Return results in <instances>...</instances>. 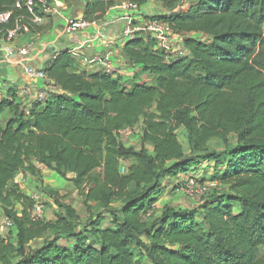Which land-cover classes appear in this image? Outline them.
<instances>
[{
    "label": "trees",
    "instance_id": "trees-1",
    "mask_svg": "<svg viewBox=\"0 0 264 264\" xmlns=\"http://www.w3.org/2000/svg\"><path fill=\"white\" fill-rule=\"evenodd\" d=\"M18 1L0 0V14L12 12L1 34L19 20L36 26ZM124 1L87 0L83 20L100 22ZM161 1L173 13L155 17L187 56L167 60L156 40L137 37L123 52L142 69L123 82L87 73L63 50L45 70L60 94L29 116L21 104L0 105V208L15 227L13 241L0 235V264H264V0H194L178 12L192 0ZM7 108L14 118L3 125ZM136 126L139 147L118 140ZM214 141L224 150H210ZM36 165L73 184L88 223L48 189L60 213L33 220V200L13 183L22 172L39 178ZM209 169L218 189L197 208L154 218L163 181Z\"/></svg>",
    "mask_w": 264,
    "mask_h": 264
},
{
    "label": "crops",
    "instance_id": "crops-1",
    "mask_svg": "<svg viewBox=\"0 0 264 264\" xmlns=\"http://www.w3.org/2000/svg\"><path fill=\"white\" fill-rule=\"evenodd\" d=\"M154 2L155 0H150L142 5L140 7L142 13L146 16H164L173 13V11H168L166 8L162 9V12H160V8L154 9ZM124 3L125 1L119 2L111 8L107 17L102 21L92 24L90 28L80 31L74 36H68L64 32L66 20L71 17L83 19L87 8V0H50L49 5L54 13L47 16L44 23L36 25L32 32L22 35L15 42L0 45V105L5 102L14 105L21 104L22 89L43 88L42 81L30 79L24 75L22 63L32 64L46 70L53 61L55 54L63 50H69L89 74L106 73L107 67L112 65L119 69L121 78L124 77L128 81L133 80L134 76L141 72L142 66H137L130 72L127 58L123 52L127 43H122L121 35L125 28L135 26L138 20L135 12L123 7ZM178 11L179 9L175 12ZM177 44L179 43L177 42ZM5 48L14 51L16 56L12 60L8 61L4 58ZM23 49H28L26 55L20 54V50ZM116 77L118 76L116 75L114 78ZM138 79L142 81L152 80L146 76H141ZM13 118L12 110L10 108L5 109L1 116L3 125H6ZM36 167L40 172L39 178L33 177L28 172H22L17 176L16 182L19 183V180L23 178V173H25L34 178L36 184L44 189L57 191L67 185H73L43 165H36ZM206 172L208 175L212 173L210 169ZM190 176H194V173L181 174L177 178L163 181L162 188L164 190L158 196L159 200L156 205L158 204L159 208L154 213L155 219L161 217L168 207V204L163 200L160 201L159 197L164 195L170 187H176L180 181ZM74 189L76 190L75 187ZM70 206L76 210L73 205L70 204ZM55 219L56 217L48 221Z\"/></svg>",
    "mask_w": 264,
    "mask_h": 264
},
{
    "label": "built area",
    "instance_id": "built-area-1",
    "mask_svg": "<svg viewBox=\"0 0 264 264\" xmlns=\"http://www.w3.org/2000/svg\"><path fill=\"white\" fill-rule=\"evenodd\" d=\"M22 7H25L31 14V16L27 20L30 24L34 25H41L42 23H44V20L47 16H50V14L54 13L50 8L48 0H20L16 4V8L22 9ZM123 7L127 10L135 12L136 18L138 20V23L135 26H129L123 30V33L121 35V41L123 44H126L137 37H150L156 40L158 47L165 52L167 60L178 59L188 55L187 50L183 46V38L174 33L170 24L160 20L155 16H146L142 13L140 7L135 2L125 1ZM11 17L12 12L0 14V23H8ZM91 25L92 24L83 19L71 17L66 20L64 32L68 36H74L78 32L90 28ZM30 32L31 31L29 24L22 23V21L19 20L17 21L16 26L13 29L7 30L2 34L0 33V45L15 42L22 35L29 34ZM177 42L182 45L183 50L175 48ZM4 52V58L8 61L12 60L16 56L14 51L10 48H5ZM27 53L28 49L20 50V54L26 55ZM21 65L22 71L26 77L42 81L44 84L43 88L33 87L31 89H22L21 91V108H23L25 115L29 116L31 109L34 106H43L49 100H51L54 95L60 94L61 91L55 85V83L47 77L45 70H42L28 63H22ZM129 67L130 72L136 68L130 65ZM106 73L113 77L117 75L119 78H121L119 76V69L112 65H109L107 67ZM121 79L123 82L128 81L124 77ZM140 130L141 129L139 126L126 127L116 132V135L121 143L127 146L139 147L141 136ZM133 137H138V146L131 145L129 143V140H131ZM196 186H199L197 177L190 176L180 181L178 185L174 187V191L177 194L189 193L193 192ZM216 189H218V184L211 182L206 188L200 190V194H203L202 197H205L210 192H212V190ZM33 202H35L32 211L33 220H44L46 215L45 206L40 203L39 200H33ZM14 229L15 227L13 221L2 213L0 215V235L2 237L10 235V233L14 231Z\"/></svg>",
    "mask_w": 264,
    "mask_h": 264
},
{
    "label": "rangeland",
    "instance_id": "rangeland-1",
    "mask_svg": "<svg viewBox=\"0 0 264 264\" xmlns=\"http://www.w3.org/2000/svg\"><path fill=\"white\" fill-rule=\"evenodd\" d=\"M157 1H159V2H157ZM157 1L155 0L153 7H154V9L160 8V12H162V9L166 8L165 4L163 2H161L160 0H157ZM192 4H194V0L181 3L180 6H178L176 8V10L179 9V10L186 11L191 7ZM157 13H159V12H157ZM175 48L183 50L181 44H176ZM147 82L151 83L152 81L148 80ZM129 143L131 145L138 146V143H139L138 137H136V138L133 137L131 140H129ZM209 148L212 151L224 150L223 143L220 141L212 142L210 144ZM130 164H132V163H130V162L122 163V165H121L122 173H126L127 168L130 166ZM224 169L221 171V173L224 171ZM23 174L24 175H23L22 180H19V183L16 182V180H15L13 185L19 187L20 190L23 193H25L26 195H28L30 198H32V200H34V201L39 200L40 203H42L45 206L46 215H45L44 220H50V219H53L54 217H56L60 213L59 207L55 205L54 201L43 190L44 188H41L40 185L36 184V180L34 178H32L30 175H27L25 173H23ZM212 174L213 173H210V175H208L207 172H204L200 176L197 175L198 176L197 179H199V186L198 187L196 186L195 189L193 190V192L184 193V194H177V193H175L173 186L170 187V189H168V191L164 195H161L159 197L160 201L161 200L165 201L168 204V207H171V208H177V209H183V210H189V209L191 210V209L197 208L200 205V203L202 202V200L204 199V197H202L203 194H200V190L206 188L208 186V184L211 183V180H213V178L215 177ZM57 191L64 198L65 203H67L69 205L71 204L76 208L77 212L80 214V216L82 218V223H88L89 213L87 212L83 198L74 189V186L73 185H67L65 187L58 189ZM218 192H219V190H218ZM221 192L219 194H221ZM114 207L118 208V204H115ZM158 208L159 207L157 204L155 206L154 213H156ZM15 209L20 213L22 212V207L20 205H16ZM1 212L2 211L0 208V215H1ZM235 212L236 213L239 212L238 207H236ZM108 214H106L107 217L109 216ZM109 220L110 219H108V221L106 222V226L111 225V221H109ZM9 237H10L11 241L14 240V236L12 235V233H10V235H6L4 238H9ZM61 243L67 244L68 242L63 240ZM257 253L259 254V251ZM137 264H147V263L140 260L137 262Z\"/></svg>",
    "mask_w": 264,
    "mask_h": 264
}]
</instances>
